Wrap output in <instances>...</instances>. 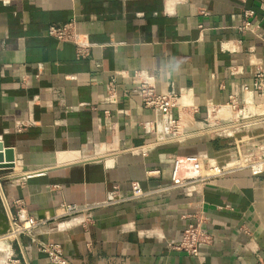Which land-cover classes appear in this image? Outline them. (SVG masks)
<instances>
[{"label": "crops", "instance_id": "0c3cea01", "mask_svg": "<svg viewBox=\"0 0 264 264\" xmlns=\"http://www.w3.org/2000/svg\"><path fill=\"white\" fill-rule=\"evenodd\" d=\"M247 19L252 32L238 29ZM71 20L89 45L84 57L48 35ZM259 73V0H0V140L21 168L2 186L12 214L44 222L40 239L60 244L70 264H264V174L241 170L86 215L61 211L105 204L115 186L127 196L133 182L168 184L177 157L197 154L208 167L261 155ZM143 81L178 98L181 138L144 108ZM151 171L160 175L148 179ZM191 224L212 238L199 257L170 247ZM17 245L24 264H52L30 237Z\"/></svg>", "mask_w": 264, "mask_h": 264}, {"label": "built area", "instance_id": "2783aa9c", "mask_svg": "<svg viewBox=\"0 0 264 264\" xmlns=\"http://www.w3.org/2000/svg\"><path fill=\"white\" fill-rule=\"evenodd\" d=\"M260 1V9L264 12V0ZM247 17L252 16V12H246ZM238 29L242 32H252L254 28L252 23L247 19ZM48 35L61 42H72L78 47V53L84 57L89 45L83 44L81 35L77 32L76 20H71L63 26H51L48 29ZM264 75L259 73L255 77L254 88L260 97H264ZM116 78L113 77L108 85L110 100L115 103L117 101L116 94ZM249 90L248 87L245 88ZM139 96L144 108L160 112L167 117L170 125V133L172 139L181 138L184 134L183 112L178 106V98L172 94L158 93L155 86L147 81H143L140 85ZM229 107L236 111L239 109L238 100L231 96L229 99ZM174 111L176 115H174ZM241 170H248L252 176L264 174V150L261 155H247L245 157H237L235 160L224 164L223 166L204 165L200 155L192 154L183 157H177L173 163L171 173V181L168 184H156L154 188H146L140 182L131 183V190L127 196L120 195V187L115 186L111 194V199L97 206H80L78 204H63L61 206L63 217H75L86 215L103 207V205H113L121 202L135 201L150 198L156 195H167L178 190H186L194 186L202 185L207 181L215 178L225 177ZM160 175L159 171H151L147 173V178H155ZM11 223L15 227L17 235L28 236L31 245L39 252L47 255L52 264H70L66 259L64 250L60 244L43 241L37 233V228L44 222L38 221L34 217H27L20 212L16 215L12 214ZM212 238L203 232L199 225H189L183 232V238L176 244H170L175 250L185 252L194 257H199L200 250L204 246L210 245Z\"/></svg>", "mask_w": 264, "mask_h": 264}, {"label": "rangeland", "instance_id": "374dc122", "mask_svg": "<svg viewBox=\"0 0 264 264\" xmlns=\"http://www.w3.org/2000/svg\"><path fill=\"white\" fill-rule=\"evenodd\" d=\"M13 170L20 171L21 168L16 160ZM12 170L0 171V182L4 187L5 177ZM3 198L0 193V264H24L21 259L18 241L24 239V236L19 237L14 229L11 219L8 217L7 208L4 205Z\"/></svg>", "mask_w": 264, "mask_h": 264}, {"label": "water", "instance_id": "95a60500", "mask_svg": "<svg viewBox=\"0 0 264 264\" xmlns=\"http://www.w3.org/2000/svg\"><path fill=\"white\" fill-rule=\"evenodd\" d=\"M16 162V152L14 148L6 147L0 140V171L13 170ZM27 170H25L26 172Z\"/></svg>", "mask_w": 264, "mask_h": 264}, {"label": "bare ground", "instance_id": "6f19581e", "mask_svg": "<svg viewBox=\"0 0 264 264\" xmlns=\"http://www.w3.org/2000/svg\"><path fill=\"white\" fill-rule=\"evenodd\" d=\"M3 190H4V189H3L2 184H1V182H0V193H1V196H2L3 201H4V203H5V206H6V208H7L8 217L11 219V218H12V212H11V210H10V208H9V206H8V204H7V202H6V199H5V195H4V191H3ZM14 229H15V227H14ZM16 233H17V232H16Z\"/></svg>", "mask_w": 264, "mask_h": 264}]
</instances>
